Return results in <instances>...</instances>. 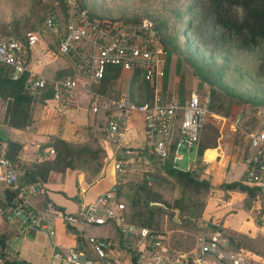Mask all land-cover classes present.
<instances>
[{
  "label": "built area",
  "instance_id": "built-area-1",
  "mask_svg": "<svg viewBox=\"0 0 264 264\" xmlns=\"http://www.w3.org/2000/svg\"><path fill=\"white\" fill-rule=\"evenodd\" d=\"M43 26L51 34L56 52L69 59L73 75L49 78L31 71L26 66V58L38 43L39 36L37 32L29 31L24 39L0 37V64L12 69V79L26 73L24 88L34 98L39 97L44 89H50V97L45 101L52 102L53 109L59 113L74 103L76 91L81 90L92 113L100 109L103 113L108 111L104 131L106 138L115 146L120 144L129 117L139 115L147 154L161 159L170 155L174 168L190 172L197 170V145L205 123L213 115L208 108L209 96L192 89L181 101L173 92L169 96L162 92L166 50L149 18L136 22L94 18L79 0H63L60 18L49 14L43 19ZM110 66L118 67L120 72L133 73L135 79L147 83L151 87L149 98H145L143 92L140 93V101L129 93L108 98L95 91L94 87ZM77 75L83 79L80 85ZM231 126L247 145L241 180L257 186L264 195V105L259 107L253 123L250 117L239 111L234 115ZM4 149L5 143L0 140V185L16 192V204L10 211L0 205V218L5 221L17 217L18 212L24 215L28 227L38 229H45L55 219L81 226L102 225L106 220H115L119 232L132 239L135 264H208L209 258L218 264H247L245 252L231 249L219 227L200 231L194 246L187 251L168 249L162 238L150 237L147 228L126 222L122 212L124 204L114 190L97 195L94 200L80 205L74 213L60 211L48 202L35 208L29 198L36 193V188L32 184H19V172L5 157ZM117 149L121 150L120 146ZM53 154V149H45L44 159ZM121 156L112 162L116 172L121 170L122 164L132 161L127 149ZM184 156L186 164L181 168L178 163ZM87 243L102 264L106 257L102 244L93 236L87 237ZM80 256L79 251L72 247L64 249L65 264H83ZM0 264H4L1 252Z\"/></svg>",
  "mask_w": 264,
  "mask_h": 264
},
{
  "label": "trees",
  "instance_id": "trees-1",
  "mask_svg": "<svg viewBox=\"0 0 264 264\" xmlns=\"http://www.w3.org/2000/svg\"><path fill=\"white\" fill-rule=\"evenodd\" d=\"M81 5L84 7L82 3ZM182 7L183 5L181 8ZM183 8L187 13L192 12V15L185 24V30L196 42H202L208 38L213 40L216 45L225 48L245 51L262 49L263 56L257 69L261 73H264V0H186V4ZM86 10L91 17L99 18L92 15L88 9ZM180 15H182L180 12L175 13L176 17H179ZM136 21L132 20L131 22ZM26 28L32 29L33 24L26 25ZM154 28L159 36L161 44L166 50V65L161 82V90L166 96H169L171 93H169L166 88L169 49L167 48L165 41L159 35V31L155 24ZM0 32L2 34L8 32H12L16 35L19 34L17 28L11 27V24L0 25ZM26 32L29 31H25L23 33L24 36ZM14 37L24 39V37ZM120 73L118 67H107L102 79L99 84L94 87V90L101 94L105 93L106 89L110 84H113L112 82L117 79ZM11 74L12 69L10 67L0 64V99L4 102L1 119L2 127H0V140L5 143V157L16 166L19 172L18 182L20 185L32 184L38 189L47 181L50 172L54 171L63 173L67 169H76L77 161L87 163L97 157L100 152L102 153L101 148L92 149L86 143L75 144L67 142L59 136H50L44 143L39 145V150L42 151L44 148L53 149L54 154L52 157L43 160L34 159L27 164L22 163V161L19 160V152L22 148L21 143L11 139L5 129H24L31 121L32 103L34 101L40 103L42 100L50 97V89H44L39 97L34 98L24 88L26 73L20 74L15 79L11 78ZM60 74L72 76L73 70L72 68L70 70V67L60 69L56 76H60ZM130 81L133 84L135 82V91L129 88V95L133 99H136L137 101L142 99L137 87L139 85L144 90L142 92L145 93V98H149L151 87L147 83L135 79L133 73L130 75ZM182 84L183 78L182 75H179L177 96L181 101L184 98ZM222 91V94L217 98L213 97L212 99H209L208 108L213 113L217 112L222 115H227L230 108L228 101L239 102L242 99L235 97L226 90ZM259 107L248 115L245 114L250 117L251 123L256 121V112ZM206 124L207 122L204 125V129L197 145V154H201L205 148L213 147L216 144V139L218 137L216 129L210 128L209 131H211L212 134L209 133V135L203 137ZM238 137L241 139L239 135ZM243 144L244 148L242 152L243 156L246 157L247 145L245 143ZM137 156L141 157V160L145 162L151 170L161 174L166 180H170L171 201L166 200L162 193L153 189L154 184H161L163 181L160 180V177H156L152 173L142 176L137 183L132 185L133 187L130 186V188L132 187L131 194H124L123 187L118 186L116 188L117 198L119 199V196H121L129 201L127 210L124 205L122 211L126 222L137 227L147 228L150 237L158 236L161 238L160 234L163 233V231L160 227V223L157 222L156 217L161 214L172 216L173 210L176 209L178 211L176 216L179 220L177 223L178 225H182V227L187 229L198 230L200 228L198 224L200 215L205 204L204 196H206L212 188L209 179L202 177L198 170L190 172L174 168L171 164L170 155L161 159L147 154L146 149L143 148ZM121 157L122 156H119L117 158ZM85 178L88 180V176ZM219 188L223 190L243 192L245 194V206H248L256 195L264 197L257 186L244 183L242 180L221 183ZM2 193L3 196H0V205L6 211H10L16 204V192L10 188H4ZM7 200H9V202H7ZM67 230H71V228L67 226ZM118 233L120 240L126 242L125 236L119 231ZM226 238L228 246L234 251L249 250L264 258L263 236L250 238L244 234L234 232L228 234ZM76 240L80 242V236L77 234ZM191 240V235H184V238L180 239L174 247L185 250L187 245H190L189 243H191ZM0 252L4 258V264H33L10 255L7 251L6 236L1 233ZM135 257L136 255L132 250L131 262L133 264H135ZM250 264L264 263L257 261L250 262Z\"/></svg>",
  "mask_w": 264,
  "mask_h": 264
},
{
  "label": "rangeland",
  "instance_id": "rangeland-1",
  "mask_svg": "<svg viewBox=\"0 0 264 264\" xmlns=\"http://www.w3.org/2000/svg\"><path fill=\"white\" fill-rule=\"evenodd\" d=\"M79 1L92 15L99 18L119 19L131 22L132 20L136 21L146 17L154 22L159 31V35L165 41L166 46L169 49L166 84L169 93L173 92L177 95L178 77L179 75H182V90L184 96H186L190 90L197 89L198 91L207 94L209 99H212L213 97L217 98L222 94V90H226L235 97L242 99L239 102L228 101L230 108L227 115L212 112L213 115H210L207 120L203 137H206L211 133V131H209L210 128L216 129L218 137L220 136L221 138L219 139V142L223 147L227 165H234V162L243 159L242 151L244 144L238 137L237 132L231 126V121L234 115L239 111L248 115L260 105H264V73H261L257 69L263 56L262 49L245 51L225 48L216 45L213 40L208 38L202 42H196L185 30V24L192 15V12L187 13L183 8L186 4V0ZM182 5L183 7L181 8ZM62 9L63 0H0V25L11 24V27H16L19 32L18 35L12 32L6 34L0 32V37L14 35L23 38V33L25 31H35L39 36L37 46H43L44 49L46 48L48 55H50L53 60L69 61L68 58L59 55L56 52L53 38L43 26V19L47 15L52 14L60 18L62 15ZM179 12L182 15L176 17L175 13ZM30 24H33V28H26V25ZM67 67H70L71 70L69 64L63 69ZM130 75L129 72L120 73L117 79L112 82L113 84H110L103 94L108 98H114L121 93H129L130 89L135 91V82L133 81V84L130 81ZM77 77L79 78V85L82 84V77L79 75H77ZM137 87L140 93L144 91L140 85ZM79 95L81 96L80 93ZM81 97L85 98L84 95ZM86 107L90 110L88 102L86 103ZM3 108L4 102L0 99V127H2L1 119ZM107 114L108 111L104 113H88L87 122L82 123L80 126V133L82 132L84 136L87 134L86 140L82 143L88 144L92 149L101 148L100 146L103 145V150L106 156H111L115 144L111 143L105 136L104 127ZM138 116L139 115H136L135 117L138 118ZM139 118L135 124H139L141 121ZM34 144H39V142H35ZM43 154L44 150L39 151V146L35 147L31 144V148H21L19 152V160L22 161V163H29L37 157H42L44 159ZM103 161L100 152L97 157L87 163L77 161L76 169L82 170L87 175L93 177L96 176L103 167ZM178 164L181 168L185 166V156ZM199 165H201V162L198 166ZM148 173L160 177V180L163 182H161V184H154L153 189L162 193L166 200L171 201L170 180H166L161 174L151 170L149 166L141 160V157L135 156L134 159L132 157L131 162L122 164L121 170L119 172L115 171V176L120 183L119 186L123 187L124 194H131L132 185L137 183L142 176H145ZM130 186L132 187L130 188ZM205 197L206 196H204V199ZM119 199L125 205L127 210L129 206L128 199L121 196H119ZM172 216L161 214L156 217V220L160 223V227L164 232L165 228L172 230V233H174L178 240L183 239L184 235H191V243L186 247V249H191L194 246L196 234L199 232L182 227V225L174 224L169 220ZM163 220L166 221V224H163V222L161 224V221ZM223 233L225 236L230 234L229 232L224 231ZM45 236L46 235L43 233L36 232L32 237L28 236L22 242L13 239L10 241L9 247L18 252L19 256H25V252L31 245V240H34V242L36 240H45ZM174 242L176 241H169L168 244H173ZM168 244H165L166 247L171 249V245L168 247ZM36 249L39 250V245ZM110 260L112 264H117L112 258ZM246 260L247 264H250L247 258Z\"/></svg>",
  "mask_w": 264,
  "mask_h": 264
},
{
  "label": "crops",
  "instance_id": "crops-1",
  "mask_svg": "<svg viewBox=\"0 0 264 264\" xmlns=\"http://www.w3.org/2000/svg\"><path fill=\"white\" fill-rule=\"evenodd\" d=\"M67 64L70 63L53 60L48 55L46 48L37 46V44L30 50L26 58V66L31 71L49 78L56 77L59 70L66 67ZM79 93L85 98L81 97ZM87 102L88 99L81 90L76 91L74 104L65 107L61 113L53 109V103L50 101H45V99L40 103L34 101L30 123L24 129L6 128L5 131L11 139L20 142L24 149L31 148V144L35 147L39 146L49 136H59L70 143H82L86 140L87 134L84 136L82 132L80 133V126L87 122V115L91 112L86 107ZM98 113H102V109ZM135 116H130L124 125L120 144L114 146L111 156H106L103 145L100 146L104 165L96 176L91 177L77 169H67L63 173L52 171L49 173L47 181L36 189L34 195L30 196L31 205L40 208L48 202L60 211L74 213L80 205L94 200L97 195L106 190H114L116 193V188L120 183L115 176L112 162L121 156L126 149L134 159L140 150L146 147L142 119L138 116L141 123L135 124L138 121ZM219 139H221L220 136L217 137L215 147L205 148L201 154H197L196 164L201 162L197 170L202 177L209 179L212 188L205 197V204L198 223L200 228L196 231L219 227L224 232H237L250 238L264 237V197L256 195L249 205L245 206V194L243 192L219 188L221 183L241 180L246 158L241 153L243 159L237 162L233 161L234 165H227ZM35 142H39V144H34ZM119 146L121 150L117 149ZM45 149L47 148L43 150ZM35 160L42 159L37 157ZM87 176L88 180L85 178ZM4 188L0 185L1 197ZM177 213L176 209L173 210V216L170 217V221L175 224L179 222L176 218ZM162 222L166 224L165 220L161 221V224ZM67 226L71 230H67ZM118 231L119 225L114 220H106L102 225L81 226L69 225L60 219H55L45 229H38L28 227L27 223L18 217H14L11 221L0 218V233L6 236L8 253L15 258L33 264H65L64 249L67 247H72L79 251L80 255H84L87 264H100L87 243L89 236L95 237L102 244L106 253L102 264H112L111 258L117 264H133L131 262L132 239L130 236L125 237L126 242H122ZM36 232L45 234L46 239L35 242L31 240V245L25 252V256H19L18 252L9 247V243L13 239L22 242L28 236L32 237ZM76 234L80 236V242L76 240ZM160 236L164 244H168L169 241H176L173 244H168V247L171 245L173 250H189L174 247L179 240L172 233V230L165 228V232L163 231ZM38 245L39 250L36 249ZM244 252L249 263L257 261L264 263V258L249 250ZM208 264L218 263L209 258Z\"/></svg>",
  "mask_w": 264,
  "mask_h": 264
},
{
  "label": "water",
  "instance_id": "water-1",
  "mask_svg": "<svg viewBox=\"0 0 264 264\" xmlns=\"http://www.w3.org/2000/svg\"><path fill=\"white\" fill-rule=\"evenodd\" d=\"M7 202H9V200H7ZM14 211L16 212L17 210L15 209ZM17 217L20 218V219H22V220H24L25 222H27L26 219H25V217H24V215L22 213L18 212L17 213ZM80 260L82 261L83 264H87L84 255H81L80 256Z\"/></svg>",
  "mask_w": 264,
  "mask_h": 264
}]
</instances>
